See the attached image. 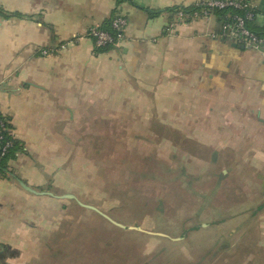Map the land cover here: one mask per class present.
Returning a JSON list of instances; mask_svg holds the SVG:
<instances>
[{"label":"crops","instance_id":"1","mask_svg":"<svg viewBox=\"0 0 264 264\" xmlns=\"http://www.w3.org/2000/svg\"><path fill=\"white\" fill-rule=\"evenodd\" d=\"M196 1L0 0V112L16 142L0 172V246L15 255L0 264L35 262L49 233L68 222L64 200L85 208L74 194L84 158L130 159L124 134L171 147L172 158H155L184 162L182 173L212 171L220 178L206 198L222 211L244 208L173 241L264 209L251 193L264 197V51L225 39L219 12L171 28L174 10ZM250 1L249 27L264 34V0ZM116 14L127 19L122 41L96 49L88 32L109 28ZM227 175L249 177L244 188L226 186L234 198L221 194ZM63 194L75 198L54 197ZM207 254L194 264H211Z\"/></svg>","mask_w":264,"mask_h":264},{"label":"rangeland","instance_id":"2","mask_svg":"<svg viewBox=\"0 0 264 264\" xmlns=\"http://www.w3.org/2000/svg\"><path fill=\"white\" fill-rule=\"evenodd\" d=\"M120 138L127 141L130 159H118L110 165L108 161L84 158V173H79L74 180V194L79 201L98 208L125 228L112 224L93 210L82 209L76 201L64 200L68 222L63 221L49 233L42 246L44 250L32 264H194L202 257L199 254H207L209 249L211 255L205 256L207 263L264 264V240L260 239L264 237L262 208L253 214L243 212L248 221L235 218L207 230H192L202 231L200 236L190 231L183 239L173 241L171 238L181 237L190 226L237 214L244 208L222 211L214 199L211 202L206 198L216 184L214 178H220L212 175V171L190 176L188 170L181 172L184 162L155 158L156 154L172 158L171 147L144 143L125 134ZM136 152L153 155L138 160L135 156L140 154ZM119 153L118 156H126L124 152ZM167 163H172L171 167ZM195 178L198 179L192 181ZM248 178L244 175L223 177L222 196L236 197L235 193L229 194L231 186H226L231 182L239 189L244 188L247 185H243L244 180ZM251 193L259 196L258 201L264 200L259 190ZM128 226L164 233L167 237L127 229ZM234 232L236 235L249 232L251 237L239 241L231 235ZM8 248L1 252V260L15 255Z\"/></svg>","mask_w":264,"mask_h":264},{"label":"built area","instance_id":"3","mask_svg":"<svg viewBox=\"0 0 264 264\" xmlns=\"http://www.w3.org/2000/svg\"><path fill=\"white\" fill-rule=\"evenodd\" d=\"M215 12L222 16L221 33L225 39L247 49L264 51V34L255 33L249 27L255 17V8L250 0H198L190 7H178L174 10L171 28L178 23L208 18ZM126 25V17L116 14L110 22L111 31L92 28L87 35L96 49L103 50L122 41ZM14 141L10 119L0 112V162L12 150Z\"/></svg>","mask_w":264,"mask_h":264},{"label":"water","instance_id":"4","mask_svg":"<svg viewBox=\"0 0 264 264\" xmlns=\"http://www.w3.org/2000/svg\"><path fill=\"white\" fill-rule=\"evenodd\" d=\"M51 194V193H49ZM52 195V194H51ZM54 197L56 198H75L74 195H70V194H63V195H54ZM78 203L80 205H82L83 207L87 208V209H90V210H93L95 211L96 213L100 214L102 217H104L105 219H107L108 221H110L112 224L120 227V228H125V226L117 221H115L114 219H112L108 214L104 213L103 211L99 210L98 208L92 206V205H88V204H84V203H81L78 201ZM127 229H134V230H139V231H142V232H146V233H150V234H158V235H161V236H165L164 234L162 233H154V232H149V231H146V230H143L137 226H128L126 227Z\"/></svg>","mask_w":264,"mask_h":264},{"label":"trees","instance_id":"5","mask_svg":"<svg viewBox=\"0 0 264 264\" xmlns=\"http://www.w3.org/2000/svg\"><path fill=\"white\" fill-rule=\"evenodd\" d=\"M117 1H122V0H117ZM152 14H154V13H152ZM103 29V28H102ZM105 30H109V31H111V27L109 26V28H104ZM106 49H108V48H106ZM102 50V49H101ZM103 50H105V49H103ZM15 146H16V142L14 141V146H13V148H15ZM13 148H12V150H13ZM12 150L9 152V154L7 155V157L10 155V153L12 152ZM7 157L4 159V160H2L1 162H0V172H3L4 170H5V161H6V159H7ZM1 248H3L2 246H0V249ZM4 250H7V247H5L4 248ZM0 258H1V256H0Z\"/></svg>","mask_w":264,"mask_h":264}]
</instances>
